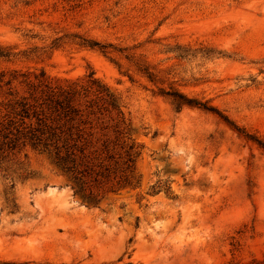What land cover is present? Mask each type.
<instances>
[{
    "label": "rangeland",
    "instance_id": "1",
    "mask_svg": "<svg viewBox=\"0 0 264 264\" xmlns=\"http://www.w3.org/2000/svg\"><path fill=\"white\" fill-rule=\"evenodd\" d=\"M0 49V123L78 110L0 149V264H264V0H0Z\"/></svg>",
    "mask_w": 264,
    "mask_h": 264
},
{
    "label": "trees",
    "instance_id": "2",
    "mask_svg": "<svg viewBox=\"0 0 264 264\" xmlns=\"http://www.w3.org/2000/svg\"><path fill=\"white\" fill-rule=\"evenodd\" d=\"M5 54L0 49V56ZM39 76L44 78L45 72L41 70ZM42 90L37 98L22 96L18 98L11 110L13 116H7L5 122L0 123V149L4 146L13 149L16 142L22 139V143H27L33 148L47 149L49 141L56 135L55 129L47 125L45 120L60 121L62 118L73 120V115L78 113L74 99L69 96L67 90L61 87H51L47 83H40ZM174 102L177 108L182 105H198L209 111H215L206 103L198 102L180 93H173ZM39 102V103H37ZM47 115V116H46ZM34 120V123L31 122ZM67 133L70 128L67 129ZM47 134V135H45ZM45 136V137H42Z\"/></svg>",
    "mask_w": 264,
    "mask_h": 264
}]
</instances>
